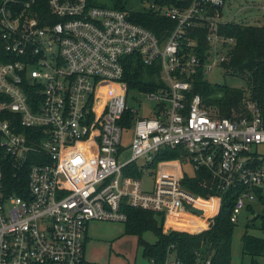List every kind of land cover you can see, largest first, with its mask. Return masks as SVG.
<instances>
[{
  "label": "built area",
  "instance_id": "built-area-1",
  "mask_svg": "<svg viewBox=\"0 0 264 264\" xmlns=\"http://www.w3.org/2000/svg\"><path fill=\"white\" fill-rule=\"evenodd\" d=\"M225 3L151 4L177 22L161 42L125 11L91 0H0V38L10 54L0 61V264H109L86 256L88 224L126 222L127 207L173 217L165 231L209 229L222 196L188 190L180 158L152 166L167 147L183 145L195 169L206 166L218 177L220 190L245 187L234 203V222L258 201L256 190L264 194V111L248 101L247 114L219 117L200 94L186 105L192 83L176 75L198 64L196 56L180 55V38L191 27L209 29L206 72L227 59L235 39L218 33V23L227 20L212 11ZM133 54L161 64L169 88L146 92L167 103L159 116H140L126 103L123 77ZM126 109L136 113L129 125L122 124ZM129 129L133 139L124 145ZM133 163L140 175L132 174ZM11 174L23 193L9 191ZM152 261L211 264L190 263L172 251Z\"/></svg>",
  "mask_w": 264,
  "mask_h": 264
},
{
  "label": "trees",
  "instance_id": "trees-1",
  "mask_svg": "<svg viewBox=\"0 0 264 264\" xmlns=\"http://www.w3.org/2000/svg\"><path fill=\"white\" fill-rule=\"evenodd\" d=\"M148 5L142 9L132 7L130 0H91L93 4L112 7L125 11L128 19L152 30L164 41L170 32L176 27L177 22L169 16L161 14L151 4L169 6H188L190 0H143ZM223 6L212 8L222 14ZM208 27L198 25L188 29L180 38V55L183 60L190 59L193 55L198 58V64L193 72H180L176 70L179 78L191 81V88L186 92V105L195 94H200L203 105L219 117H236L248 113L247 102L251 101L264 111V24L253 25L240 21L227 20L218 23V33L225 38L235 39L228 57L219 65L225 73L238 75L246 83L245 87L230 86L226 83L209 81L205 75V63L208 61L210 43L208 41ZM10 54L6 51L4 41L0 38V61L8 59ZM124 81L128 90L139 89L143 92H161L169 88L162 77L161 64L156 61L147 64L140 55H129L126 58ZM166 102L156 103L154 116H159ZM136 113L126 109L122 119L123 125H129ZM188 150L179 145L175 148L167 147L158 151L150 163L156 167L162 160L180 158L182 165L193 161L189 158ZM194 167V166H193ZM132 174L140 175L137 164L132 165ZM12 185L9 191L23 193L19 188V177L9 176ZM26 185V176L23 178ZM184 186L204 197L221 195V207L214 218V224L207 230L199 233L180 229L164 230L163 216L158 212L138 207H127L128 218L125 222V232L137 236L138 244L143 247V253L151 260L162 262L166 259L168 251L176 253L181 259L194 263L198 258L211 259V264H231V245L236 222L231 219L234 203L245 187L241 184L232 186L226 191L219 189L218 177L206 166L195 169L190 174L184 171L182 178ZM259 203L264 206V194L256 190ZM247 210L255 212L254 203H250ZM255 218H261L264 230V211L256 213ZM252 222H248L247 230L243 234V250L252 256L251 264H259L255 257L264 255V237L249 233L248 228ZM146 231H152L156 235L154 242L146 241L143 237ZM173 246V247H172Z\"/></svg>",
  "mask_w": 264,
  "mask_h": 264
},
{
  "label": "rangeland",
  "instance_id": "rangeland-1",
  "mask_svg": "<svg viewBox=\"0 0 264 264\" xmlns=\"http://www.w3.org/2000/svg\"><path fill=\"white\" fill-rule=\"evenodd\" d=\"M129 4L137 9L148 5L147 1L130 0ZM224 19L240 21L253 25L264 24V4L261 0H226L223 7ZM222 13V14H223ZM205 77L216 83H226L230 86L245 87L246 83L238 75L227 74L221 66H215L206 72ZM126 103L135 109L140 116H154L156 101L147 96L146 92L139 89H130L127 93ZM133 139L132 129L124 133V145H130ZM130 153L127 155L129 156ZM183 170L190 174L194 173L191 163L182 165ZM150 178H146L145 187H149ZM255 212L243 209L238 215L231 245V264H250L252 256L243 250V234L247 230L248 222L252 226L249 233L264 237L261 218H255L256 213H262L264 206L254 203ZM180 216V215H179ZM184 217L181 215L180 218ZM164 225L175 223L173 217L163 218ZM181 220V219H180ZM88 238L86 241V256L92 260L109 262L110 264H154L143 253V247L138 244L137 236L125 232L124 221L92 220L88 224ZM144 239L149 242L156 240L152 231H146ZM259 264H264V255L255 257Z\"/></svg>",
  "mask_w": 264,
  "mask_h": 264
},
{
  "label": "crops",
  "instance_id": "crops-1",
  "mask_svg": "<svg viewBox=\"0 0 264 264\" xmlns=\"http://www.w3.org/2000/svg\"><path fill=\"white\" fill-rule=\"evenodd\" d=\"M264 4V0H261ZM93 261H96V262H102V261H99V260H94L93 258H91ZM103 263H109V262H103ZM110 264V263H109Z\"/></svg>",
  "mask_w": 264,
  "mask_h": 264
}]
</instances>
